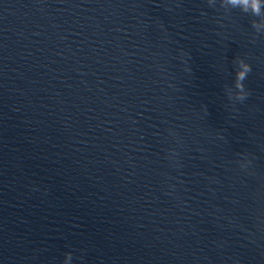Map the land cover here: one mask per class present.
Wrapping results in <instances>:
<instances>
[{
  "label": "water",
  "instance_id": "obj_1",
  "mask_svg": "<svg viewBox=\"0 0 264 264\" xmlns=\"http://www.w3.org/2000/svg\"><path fill=\"white\" fill-rule=\"evenodd\" d=\"M253 19L219 0H0V264H264ZM238 57L251 95L233 111Z\"/></svg>",
  "mask_w": 264,
  "mask_h": 264
},
{
  "label": "clouds",
  "instance_id": "obj_2",
  "mask_svg": "<svg viewBox=\"0 0 264 264\" xmlns=\"http://www.w3.org/2000/svg\"><path fill=\"white\" fill-rule=\"evenodd\" d=\"M218 0H207V4L215 8ZM220 7H222L226 12L232 9H239L245 14H250L257 19L252 20V27L255 30L256 34H264V0H219ZM182 57L188 55L187 53L182 52ZM186 63V61H185ZM235 63V76L234 81L231 85H225V94L228 100L233 105V111H238L235 108L237 103H244L248 97L251 95V90L247 88L245 81L247 80L249 74L252 72V65L247 62L244 58H236ZM185 71H191L190 68H186ZM170 135L176 136L177 134L173 130H169ZM223 139V136H221ZM242 159L238 160L240 168L247 170L249 166L252 165L253 161L249 158L248 154H240ZM180 153L176 148L168 150L167 158L170 161H174L173 167L176 169L182 168V164L179 161ZM173 189L175 185L171 186ZM173 194V193H169ZM73 253H65V259L63 264H72Z\"/></svg>",
  "mask_w": 264,
  "mask_h": 264
}]
</instances>
